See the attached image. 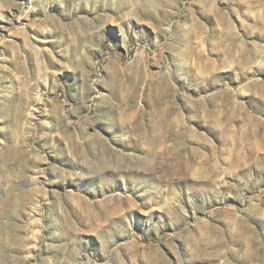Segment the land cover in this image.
Wrapping results in <instances>:
<instances>
[{
  "label": "rangeland",
  "instance_id": "rangeland-1",
  "mask_svg": "<svg viewBox=\"0 0 264 264\" xmlns=\"http://www.w3.org/2000/svg\"><path fill=\"white\" fill-rule=\"evenodd\" d=\"M0 264H264V0H0Z\"/></svg>",
  "mask_w": 264,
  "mask_h": 264
}]
</instances>
